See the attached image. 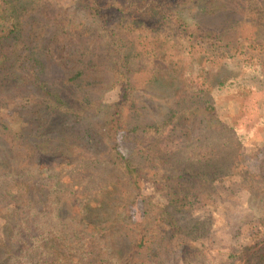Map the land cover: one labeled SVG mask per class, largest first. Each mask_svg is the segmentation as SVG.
Here are the masks:
<instances>
[{
    "label": "trees",
    "instance_id": "obj_1",
    "mask_svg": "<svg viewBox=\"0 0 264 264\" xmlns=\"http://www.w3.org/2000/svg\"><path fill=\"white\" fill-rule=\"evenodd\" d=\"M19 2L0 0V110L11 115L7 121L0 117V157L14 155V161L0 167V217L8 226L0 240V264H172L168 258L175 248L190 247L206 234L205 224L192 216L200 196L211 197L217 182L235 176L264 223V175L243 168L242 142L233 121L222 119L216 107L218 95L235 81L212 82L207 70V64L219 67L217 60L242 53L245 73L240 80L248 79L264 68V43L231 36L202 21L227 10L225 0H77L84 22L79 23L91 26L96 50L111 65V88L120 93L95 123L109 144L103 159L76 156L70 151L73 134L46 131L52 116H69L65 99L42 78L49 49L37 51L21 41L27 9ZM189 5L204 16L192 24L183 14ZM73 21L59 26L51 41L62 33L78 38L71 31L77 24ZM65 50L79 59L71 82L96 66L73 45ZM141 59L167 64L179 77L182 94L162 124L130 127L128 116L137 98L133 66ZM16 81L24 89L22 96L11 94ZM17 112L24 114L26 125L18 133L10 125ZM192 115L204 129L186 146L167 152L161 139ZM51 124L61 121L52 119ZM146 186L155 195L164 194L167 204L144 196ZM115 195L120 200L113 198L117 203L110 212L106 203ZM243 254L231 253L228 259L236 261ZM257 264H264V254Z\"/></svg>",
    "mask_w": 264,
    "mask_h": 264
},
{
    "label": "rangeland",
    "instance_id": "obj_2",
    "mask_svg": "<svg viewBox=\"0 0 264 264\" xmlns=\"http://www.w3.org/2000/svg\"><path fill=\"white\" fill-rule=\"evenodd\" d=\"M20 1L21 7L27 9L22 16L24 28L20 32L21 41L26 40L37 51L49 49V56L46 57L47 73L42 78L50 91L65 99L64 111L69 116L67 119L63 114L56 118L52 116L47 120L46 131L67 136L73 134L70 151L76 156L105 158L109 152V144L95 129V123L107 115L106 108L118 101L120 93L118 89L111 88V65L96 50L91 38V26L87 23L80 24L84 22L77 8V0ZM225 3L228 9L214 17L202 16V19L201 10H196L193 5L185 7L183 14L191 24L201 17L212 29L225 28L231 36L264 43V0H225ZM73 20L77 24L71 26V31L78 38L74 39V34L70 37L62 33L51 41L59 26L69 27L74 24ZM68 44L73 45L80 54L84 53L85 60L94 59L96 64L76 82H71L70 78L79 67V59L65 50ZM241 54L225 56L221 61L216 59L219 67L207 64L210 73L208 76L212 82L235 81L231 88L218 95L221 97L216 107L222 119L230 118L233 121L234 133L242 142L243 168L252 174L264 175V68L249 75L248 79L240 80L245 73ZM132 81L137 88V98L128 116L130 127L160 125L165 122L182 94L179 77L162 61L141 59L134 63ZM23 91L21 83L16 81L11 94L15 97L22 96ZM23 115L22 112L12 114L10 125L17 133L22 132L26 126ZM9 116V111L0 110V117H4L5 121ZM52 119L54 123L60 120L61 124H51ZM203 129L204 123L198 116H189L168 129L161 139V145L172 153L192 142ZM2 134L0 125V145ZM1 150L0 147L2 157ZM13 156L12 154L6 159L0 157V167L6 161H14ZM15 157L19 159L20 153L15 151ZM143 195L154 196L156 204L160 206L167 204L166 196L155 195L150 186L145 187ZM113 198L120 200L118 195L113 196L111 201L108 200L106 206L110 212L117 203L113 202ZM248 198L249 193L241 187L237 176L217 182L212 196H200L192 209L194 221L205 224L206 234L190 247H171L169 250L174 251L168 262L257 264L264 254V223L249 207ZM141 211L142 203H139L135 210L136 217H140ZM7 233L8 226L0 217V240ZM243 251L242 258L229 261L231 253L240 254Z\"/></svg>",
    "mask_w": 264,
    "mask_h": 264
}]
</instances>
